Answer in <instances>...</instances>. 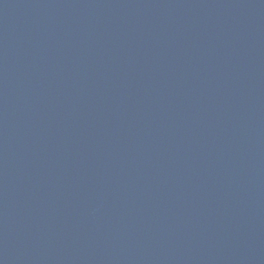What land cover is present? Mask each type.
I'll list each match as a JSON object with an SVG mask.
<instances>
[{
  "label": "water",
  "instance_id": "95a60500",
  "mask_svg": "<svg viewBox=\"0 0 264 264\" xmlns=\"http://www.w3.org/2000/svg\"><path fill=\"white\" fill-rule=\"evenodd\" d=\"M0 264H264V0H0Z\"/></svg>",
  "mask_w": 264,
  "mask_h": 264
}]
</instances>
